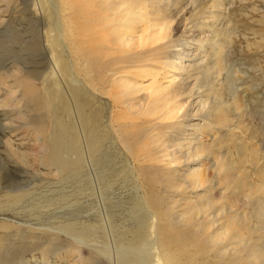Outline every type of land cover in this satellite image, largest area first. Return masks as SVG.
I'll use <instances>...</instances> for the list:
<instances>
[{"label": "rangeland", "instance_id": "rangeland-1", "mask_svg": "<svg viewBox=\"0 0 264 264\" xmlns=\"http://www.w3.org/2000/svg\"><path fill=\"white\" fill-rule=\"evenodd\" d=\"M94 1L96 9H100L105 0ZM198 1L147 0L148 7L143 12L149 14L151 21L154 16L149 9L161 10L162 16L170 20L168 39L158 44L160 47L150 46L142 53L134 46L121 47L125 53H136L128 63L120 64L117 70L107 75L89 72L80 76L89 88L95 87L96 102L101 106V115L96 118L99 135L105 138L108 151L113 153L110 158H105L107 161L101 158L104 164L99 167H105L106 171L104 187L98 185L99 172L94 170L98 166L93 168L91 163L88 164L90 168L81 171L77 181H64L62 178L69 177V173L45 167L43 137L52 128L51 117L42 114L44 107L37 111L27 102L29 94L25 92L28 90L24 82L32 79L23 77L20 64L13 63L17 53L13 37L6 44L0 38V197L3 192L16 195L27 193L29 189L32 194L27 200L36 198L43 202L62 194L68 199L54 204V207L46 208L40 203L44 211L40 212L42 216L34 210L28 217L24 215L31 208L24 204L7 206L1 203L0 209L7 212L0 215V223L13 221L25 226L34 222L35 227H43L37 220L29 218L39 216L42 220H52L53 216H60L58 221H51L59 223L73 214L78 225L88 224L96 231H104L107 244L97 245L102 252L111 253L116 247V232H129L137 218L151 212L142 202L152 196L158 204V211L153 209L157 217L156 227L161 229L150 227L145 230L146 240L140 242V249L145 245L149 248L142 255L145 262L137 261L136 264H156L160 258L158 236L174 237L177 231H181L202 239V226L207 229V235L216 238H212V243L204 244L206 254L196 255L195 261L193 249L181 246L188 257L184 264H264V0H204L203 18H195L196 11L200 10L196 5ZM0 9H4L2 4ZM3 15H0L2 20ZM110 15L105 21L111 23L109 28L123 33L124 39L130 34L134 37L132 42H136L138 34L119 28L114 22L118 14ZM81 34L79 31L69 38L74 53L72 57L79 65H83L80 56L95 43L89 44L85 39L84 43L75 45V37ZM25 54L27 52L23 56ZM111 58L121 60L119 54ZM7 63L12 64L7 68L14 75L2 68ZM29 66L35 68L32 63ZM118 80L129 88L121 89V84L120 89L113 86ZM133 86L139 87L141 92L131 95ZM150 86L176 87L179 94L175 104L180 109L175 119L162 122L160 115L137 113L147 102L146 89ZM113 92L124 96L119 103L110 97ZM131 97L137 102L136 109L132 108ZM192 124L196 126L190 127ZM150 131L161 133L155 135ZM147 134H153L151 139L156 136L160 144H148L147 140L150 142L151 139ZM145 143L151 146L148 147L150 150ZM5 150L24 166L23 170L13 168ZM157 161H161L160 164ZM132 165L136 166L131 168ZM114 166H126L131 170L119 174L112 171ZM198 173L201 182L194 187L192 176ZM33 175L43 178L38 182ZM45 179V182L41 181ZM86 180L92 182V187L76 203L77 182ZM34 186L38 189H31ZM102 194L107 197L101 198ZM184 217L187 220H181ZM168 222H174L175 226L164 228ZM6 233L0 224V241L4 240ZM21 233L11 239L17 240ZM233 235L236 239L231 238ZM84 245L79 250L88 257L89 246ZM16 251L11 252L13 260ZM61 256V261L53 264H75L76 260L67 261L63 254ZM105 261L102 259L99 264H109Z\"/></svg>", "mask_w": 264, "mask_h": 264}, {"label": "bare ground", "instance_id": "bare-ground-1", "mask_svg": "<svg viewBox=\"0 0 264 264\" xmlns=\"http://www.w3.org/2000/svg\"><path fill=\"white\" fill-rule=\"evenodd\" d=\"M146 2L147 0H118L117 3H113L110 0H105L99 6L100 9H96L94 0H0V4L4 7V9H0V15L4 13V20L0 19V38H3L6 44L8 39L13 37L17 44V53L13 63L20 64L23 77L32 79V81L25 80L24 82L28 90L25 92L29 94L27 102L37 111L44 107L45 110L42 114L45 116L49 115L52 120L50 132L43 137L45 141L44 165L47 168L56 169L60 173H69V177L62 178L64 181H77L82 173L81 171H86L87 168H90L88 164L91 163L93 168L98 166L94 169L99 172L97 176L98 185L104 187L106 184L105 167L99 166L104 164L101 163V158H110L109 155H113V153L108 151L107 145L104 143L105 138L99 135V124L96 118L101 115V106L99 102V104L96 102L95 87L89 88L80 76L87 75L89 72H93L98 76L107 75L117 70L120 64L128 63V60L133 59L136 53L133 54L131 51L125 53L121 47L134 46L140 49L142 53L150 46H153V48L160 47L158 44H162V41L168 39V34L171 31L170 20H166L162 16L161 10L157 11V9H154L155 11H152L149 9V12L154 16L153 21H151L149 14L143 12L148 7L145 4ZM202 3H204V0L196 2L200 10L196 11L195 18L196 16L203 18V13L201 12L203 9ZM111 13L118 14L114 22L117 23L119 28L124 27L125 32L132 33V31H135L138 34L136 42H132L134 37L130 36V34L124 39L123 33L120 34L115 29H112L113 27L109 28L111 23H105V21L110 18ZM206 19H209V17H206ZM122 20H125V22L123 24L119 23ZM136 22L141 24L136 25ZM79 31L82 34L79 37H75V45L84 43L83 40L85 39H87L89 44L95 42L80 56L79 60L83 65H79L73 59L72 43L69 40L71 36H75ZM0 44L2 45L1 40ZM110 49L112 50L111 53L109 52ZM24 52H27V54L23 56ZM115 54H119L121 60H113L111 56ZM27 56L32 60L28 61ZM30 63L33 64L34 69L29 66ZM9 64L11 63L3 64L2 68H7ZM6 72L9 75H14L10 68H7ZM119 84H121V89L129 88V85L119 80L113 82V86L118 87ZM146 90H148L147 102L146 104H140L143 109L137 110L139 115H160L159 119L162 122L176 118L180 109L175 104V99L179 94L176 87L171 89V87L167 86L161 89V87L150 86ZM139 92H141L139 87L133 86L131 88V95ZM112 96L114 97L113 100L115 99L118 103L119 99L124 97L120 92H113L110 94L111 98ZM132 100H134V97H131ZM127 102L129 103V101ZM169 104L172 107H169ZM136 107L137 102L132 101V108L136 109ZM189 126L193 127L196 124ZM151 130L154 132L153 129ZM42 133H45V131L43 130ZM160 133L156 134L155 132L153 134L160 135ZM140 134L142 135V133ZM148 134L147 136L151 139L153 134L151 136ZM161 136L163 137V135ZM159 137L157 139L160 140ZM155 138L156 136L149 140L150 142L147 140V143L151 144V146L159 145L160 142ZM142 140H140L141 143ZM160 141H163V139ZM148 144L145 143L144 145L147 146ZM4 152L8 159L11 158L13 168L23 170L24 166L14 158L11 152L7 150ZM107 159L105 160L107 161ZM133 166L136 165H132L131 168ZM112 168L113 172H118L119 174H122L124 170H131L130 167L126 166H114ZM13 170L19 172L16 169ZM192 177L195 179V185H192L196 187L201 182L202 177L199 173ZM32 178L39 182L43 177L33 175ZM41 181L45 182L46 179ZM40 184H38L39 189ZM38 187L34 186L31 189L37 190ZM91 187L92 182L89 180L77 182L74 201L78 203L80 196L89 191ZM8 192L2 193L0 206L1 203L7 206L15 203L24 204L26 208H31V211L24 215L25 217L31 216L34 210L39 211V213L44 212L42 211L43 207H54L68 200L63 194L56 196L54 199L47 198L43 202L36 200V198L27 200L28 195L32 194L29 189H27V193L23 192L16 195H11ZM105 197H107V194L101 195V198ZM40 203L44 204L43 207H40ZM142 203L151 212L147 215L145 214L143 218H137L129 232H116L114 238L116 247L111 249V253L102 252L99 245H97L98 243L103 246L107 244L104 231H96L88 224L78 225L77 217L73 214H70L68 218H63V222L59 223H52L51 221H58L60 216H53L52 220L50 218L42 220L39 217L42 216L40 213L36 218H29L37 220L43 227H35L32 225L34 222L25 226H20L13 221L9 223L1 222L0 224L7 233L3 237L4 240L0 241V259L5 261L1 260L0 264H31L32 261L33 264H53L55 261L58 263L61 261V254L66 257L67 261L76 260L75 264H99L102 259H105V262L109 264L145 262L142 255L147 252L149 245H145L142 250L140 249V242L143 243L146 240L145 230L150 227L154 230L161 228L156 227L157 217L153 210L156 209V212L158 211L157 200L150 196L144 199ZM4 211L0 209V215ZM158 214L161 215L160 213ZM192 218L195 219V216ZM181 220L185 221L187 219L184 217ZM167 226H175V223L168 222L164 228H167ZM207 227L209 226L207 225ZM21 228L24 229L23 233H21ZM205 230L207 229L203 226L200 229L202 239L193 233L181 231L176 232V237L165 234L161 237L158 236L157 248L160 258L156 260V264H184L188 257L183 253L181 246L193 249V261L196 260V255L203 256L206 254L207 250L204 244L207 242L212 243L210 241L215 236L207 235ZM19 233H21L20 238L17 240L11 239V237ZM231 238L236 239L234 235ZM164 242L167 244H164ZM82 244L89 246L90 255L88 257L83 256L79 250ZM13 250H17L13 253L16 254V259L14 260V256L11 257ZM27 258H30V260Z\"/></svg>", "mask_w": 264, "mask_h": 264}]
</instances>
